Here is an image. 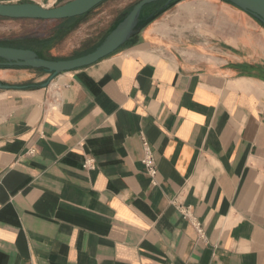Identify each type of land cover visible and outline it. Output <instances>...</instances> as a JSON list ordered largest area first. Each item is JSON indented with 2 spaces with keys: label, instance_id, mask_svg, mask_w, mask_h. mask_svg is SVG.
Segmentation results:
<instances>
[{
  "label": "crops",
  "instance_id": "1",
  "mask_svg": "<svg viewBox=\"0 0 264 264\" xmlns=\"http://www.w3.org/2000/svg\"><path fill=\"white\" fill-rule=\"evenodd\" d=\"M48 77L0 68V264H264L263 24L179 0L115 53Z\"/></svg>",
  "mask_w": 264,
  "mask_h": 264
},
{
  "label": "water",
  "instance_id": "2",
  "mask_svg": "<svg viewBox=\"0 0 264 264\" xmlns=\"http://www.w3.org/2000/svg\"><path fill=\"white\" fill-rule=\"evenodd\" d=\"M106 0H72L54 8H44L36 4H0V18L8 20H38L57 22L87 15ZM179 0H140L117 22L116 27L105 40L91 52L79 57L62 60H46L30 49L0 46V68H28L43 70L49 74L42 85L47 87L58 75L88 67L115 53L143 27ZM247 13L264 25V0H223ZM153 4H159L147 13ZM0 89L8 86L0 84Z\"/></svg>",
  "mask_w": 264,
  "mask_h": 264
},
{
  "label": "rangeland",
  "instance_id": "3",
  "mask_svg": "<svg viewBox=\"0 0 264 264\" xmlns=\"http://www.w3.org/2000/svg\"><path fill=\"white\" fill-rule=\"evenodd\" d=\"M139 0H106L90 13L78 20L77 28L62 39L54 48L48 47L44 54L48 58L71 59L90 48L98 47L116 27L114 24L127 13ZM154 9L159 4H153ZM73 19L64 24L72 23ZM54 22L38 20H4L0 19V41L6 39L25 40L31 37L47 35ZM112 26L114 28L106 33ZM98 45V46H97ZM95 47V48H96ZM74 55V56H73ZM77 57V56H76Z\"/></svg>",
  "mask_w": 264,
  "mask_h": 264
},
{
  "label": "trees",
  "instance_id": "4",
  "mask_svg": "<svg viewBox=\"0 0 264 264\" xmlns=\"http://www.w3.org/2000/svg\"><path fill=\"white\" fill-rule=\"evenodd\" d=\"M98 7V6H97ZM125 13L122 18L126 15ZM84 17V16H82ZM82 17L73 18L72 23L70 24H64L65 21L70 20H63V21H57L54 22L55 25L51 29V31L47 32V35L40 36V37H31L29 39L25 40H15V39H6L5 41H0V46L2 47H12V48H19V49H30L35 51L37 54L38 50H44L46 46H49L52 43L60 42L62 39H64L66 36H68L72 31H74L77 28L78 20ZM121 18V19H122ZM2 19V18H0ZM120 19V20H121ZM8 20V19H4ZM39 56V54H38ZM41 58H44L46 60H59V59H51L47 58L45 56H39ZM43 71V70H41ZM28 87V86H27Z\"/></svg>",
  "mask_w": 264,
  "mask_h": 264
},
{
  "label": "built area",
  "instance_id": "5",
  "mask_svg": "<svg viewBox=\"0 0 264 264\" xmlns=\"http://www.w3.org/2000/svg\"><path fill=\"white\" fill-rule=\"evenodd\" d=\"M143 148H144V156L141 159V163L144 166V169H145L147 176L151 180V184L153 186H156L157 185V179L156 178H157L158 171H157L156 165L154 163L152 153L149 150L148 145H147L145 140H143ZM83 168L84 169L92 168V160H86L83 164ZM180 209H181L183 217L185 219H187L191 223V225L193 226L195 233L197 235V238L199 240L205 241V234H204L203 227L198 221H196L193 218L191 211H190V208L180 207Z\"/></svg>",
  "mask_w": 264,
  "mask_h": 264
}]
</instances>
